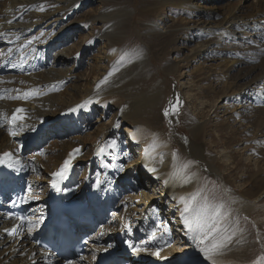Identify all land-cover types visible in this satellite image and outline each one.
Returning a JSON list of instances; mask_svg holds the SVG:
<instances>
[{
  "label": "bare ground",
  "instance_id": "6f19581e",
  "mask_svg": "<svg viewBox=\"0 0 264 264\" xmlns=\"http://www.w3.org/2000/svg\"><path fill=\"white\" fill-rule=\"evenodd\" d=\"M91 1L0 2V33L3 34L0 35V161H3L0 162V190L8 193V187L12 184L25 186L27 214L21 219L12 215L8 207H0V264H11L10 257L18 251L20 260L12 264H121L123 261H128V264H245L244 257L254 249V245L251 230L240 226L243 221L240 215H250L257 204H262L260 208L264 209V177L257 179L253 187L245 184L248 182L245 176L241 179L244 182L243 188L233 184V180L239 178L238 170L248 166L242 165L236 159V151L231 150L230 163L225 167L229 171H221L224 163L214 157L205 141L209 125L207 119L199 121L192 118L189 136L177 138L176 127L181 120L179 112L183 106V96L179 89H173L172 97L165 104L166 109H169L170 104L179 101L178 112L170 111L166 115L168 123L173 127L169 138L167 140L166 136L165 142L157 138V123L160 120L157 112L160 107L162 109L168 90L156 82L149 91H140L141 81L151 73L148 50H141L139 55H135L142 71L140 69L134 74L117 77L118 71L114 67L119 49L112 36L115 32L113 27L121 18L131 22L133 9L130 4L124 0H114L110 4L99 0L98 10L83 25L78 26L83 34L88 35L85 43L79 46L71 42L78 27L66 22V19L75 12H84ZM149 2L154 6L148 10L157 18H160L159 8L165 6L180 8L187 13L208 12L222 17L218 22L219 27H199L196 35L204 33L205 40L194 50L193 58H211V53L216 51L213 40L218 36L243 40L241 33L244 32H239V29L244 28H240L239 23L257 35H264V11L261 13L263 16L260 24H253L235 10L221 14L214 4L207 8L201 0ZM141 5L147 9L149 4L143 0ZM41 8L44 10L41 11ZM166 19L160 18L162 24L168 23ZM9 20L13 22L8 23ZM155 23L153 18L148 28L154 32H151L153 35L157 33L159 36L161 28ZM181 29L185 30L186 27ZM58 43L62 45L60 49L57 48L59 45L55 46ZM96 43L104 49L103 54L92 53ZM236 52L233 51L235 56ZM85 53L95 65L97 72L94 80L97 78V81L90 79L77 91L69 87L62 90L67 76L74 73L76 67L80 68ZM241 54L245 56L246 53ZM231 56L220 59L224 66V69L219 66L221 72L227 73L223 70H233L235 65L243 63L240 61L242 59ZM176 71L177 66L169 70L171 74ZM237 91L231 94V104L223 108L229 114L231 128L241 124L236 128L240 131L235 134L230 129L233 135L229 133L228 141L223 144L227 149L231 143L238 141L239 135L249 134L252 138L258 135L257 139L264 137V74L247 81L245 88ZM76 95H80L83 100L78 101ZM119 95L125 97L127 102L118 107L116 114L122 118L121 121L129 120L130 124L126 123L125 128L118 131L119 122H116L114 130L117 134L121 133L125 148L129 150V164L135 163L142 167L138 170L128 168L124 178V169L120 165L110 168L111 164L108 163L113 139L111 130H107L101 140L98 132L93 136H82V130L86 128L85 117L93 116V104ZM17 108L25 109L22 113L25 119L13 124L11 118ZM146 125L151 130L147 138L144 137L147 133ZM249 129H252L250 133ZM12 132L16 135L13 136ZM219 136L212 141L215 146L220 144L223 135L219 133ZM44 141L49 142L50 146L40 155L33 154L34 159L31 158L33 161L29 162L22 154L24 147ZM89 143L88 163L83 173L85 180L78 184L75 181V174L79 171L78 162L86 158L83 151ZM59 148L63 151L61 154L57 152ZM77 148L80 152L74 155L72 166L65 176L60 178L53 175L61 170L65 160ZM135 149L139 152L136 159ZM5 153H11V158L5 157ZM114 161L117 162V159ZM262 161L264 158L258 159L253 175L260 172L259 164ZM185 163H190L188 173L194 174L191 183H183L178 176L173 178V174ZM94 165L99 170L96 175L92 174ZM153 168L155 172L151 170ZM28 172H37L40 176L36 174V180L33 176L30 179L26 176ZM213 180H222L227 199L212 198L210 190L204 188L206 182ZM53 181H57L56 187H53ZM154 183L159 187L158 192H155L157 188ZM58 193H63L66 200L77 198L86 206L91 220L98 225L97 232H93L91 226H82L83 231L91 235L90 244L85 255L76 260L57 259L40 249L33 239V233L41 229L49 217V205ZM157 194L160 196L156 197ZM191 196L196 197L197 210L185 219L181 215L184 205L180 198ZM0 204L4 206L7 200L0 196ZM219 205H223V208L221 218L217 219L213 212ZM175 214L178 221L173 219ZM213 222L218 224L219 233H213L205 239ZM178 226L186 227V241L179 250L172 246L174 231L177 230L175 227ZM213 236L216 239L231 236V241H225L223 247L205 255L202 249L211 245ZM130 245H143L148 250L133 252ZM158 249L159 255H153Z\"/></svg>",
  "mask_w": 264,
  "mask_h": 264
},
{
  "label": "rangeland",
  "instance_id": "374dc122",
  "mask_svg": "<svg viewBox=\"0 0 264 264\" xmlns=\"http://www.w3.org/2000/svg\"><path fill=\"white\" fill-rule=\"evenodd\" d=\"M3 1L4 0H0L1 3ZM104 1L107 4H110L114 0ZM124 1L127 4H130L133 9V19H131V22H128L125 18H121L120 22L113 27V31L115 32L112 36L116 39L115 45L119 49H117L118 61L114 66L118 71L116 76L120 77V75L124 76L125 74L131 75L140 70L141 64H137L138 60L135 59V55L141 50H148V64L151 73L148 78L141 81L139 89L141 92L149 91V89L154 87L157 82V84L160 83L161 86L163 85V89L168 90L164 105L162 106V109H160L161 107L159 108L161 111L159 112L158 110L157 112L159 113L158 115H160V120L157 123L159 128L158 131H156L159 135L157 138L163 140V142H165L164 140L166 136L167 140L169 138V134L173 127L166 119L165 104L170 99V96L172 97L173 89H179L183 96L182 105L184 107L182 106L181 111L179 112L180 117H182L176 127L177 138H185L189 136L192 118L198 119L199 121L207 119L209 125L207 127L205 141L214 157L224 163V166L221 167V171L223 173L229 171V169L227 170L225 167L230 163V151L235 150L236 159L240 160L242 165H247L248 167L238 170L237 176L239 178L237 180L234 179L235 181L233 180V184L235 183L237 188H243L244 182L241 181V179L245 176L248 181L245 184H248L249 187H253V183L255 184L257 179L264 177V161L259 164L260 172L254 175L252 173L253 170L257 169L258 159L261 160L264 158V137L263 139H257L256 137H258V135L255 136V138H252L249 134H246L247 136L239 135L238 141L231 143L229 149L223 147L224 141L229 139L228 136L230 129H233L232 132L235 134L236 131H240V129L236 130V128L241 126V124H238L235 128H231V122L228 120L229 114H227L228 112H224L223 108L226 105L231 104L230 98L233 91H235L234 93L239 92L237 90L239 88H245L247 81L250 82L251 79L255 77L258 78L264 74V35H257L258 33L251 31L250 28L239 23L240 28H244L243 30L239 29V32H244L241 33L243 35V40L238 39V37L235 39L231 37L228 38L225 35L218 36L213 40L215 43L213 47L216 51L211 53V58H193L192 54L194 53V50L205 40L204 33L200 32L198 36L196 35V32L199 31V27L206 25L219 27L220 25H218V22L222 17H219L218 14H210L208 12L187 13L180 8L165 6L159 8V14L160 18L165 17L166 19L168 17L166 19V22L168 23L162 24L160 18L152 16V13L148 10L149 7L154 6L149 0H147V3L149 4L147 5V9L141 5L143 0ZM201 2L202 5L206 4L208 6L207 8L214 4L215 8L219 10V13L221 14L235 10L238 15L246 18V20H250L249 22H252L253 24L255 22L260 24V18L263 16L261 13L264 11V0H201ZM0 8H2L1 5ZM98 8L99 0H93V2L91 1L87 4L84 12L80 11L78 13H73L70 18L66 19V22L73 23L77 27L81 26L91 14L98 10ZM207 10L210 11V9ZM153 18L156 21L155 24L161 28V34L159 36L157 33L153 35L154 32L150 31L148 28V24L151 23ZM183 27H186V29L182 30L181 28ZM77 29V32H75L71 38V42L74 45L79 44V46H83L88 35L86 33L83 34V30L80 31V27ZM125 30H127V32L122 33ZM55 46H58L57 48L62 47L59 43ZM233 51H237L236 56L233 54ZM100 52H104V49L99 43H96L92 53L100 54ZM242 52L246 53L245 56H242ZM247 54H249L248 56H250V58L253 56L255 58L250 59L247 57ZM231 55H233L234 58L237 57L238 59H242L239 60L243 63L235 65V69L233 70H223L227 71V73L221 72L220 70H222L221 68L224 69V66L221 65L220 59ZM125 66L126 68H124ZM175 66H177V71L171 74L169 70ZM219 66L221 67L220 69ZM95 69V65L92 63L91 58L85 53L82 56L80 68L78 69V67H76L74 73L67 76L62 85V90L63 88L65 89L66 87H69L70 89L73 88L74 91H77L80 90L81 87H84L90 79L91 81H97V78L94 80L95 73L97 72ZM140 71H142V69ZM211 73L212 76H210ZM207 74L209 76H207ZM76 75L79 76V78ZM227 75L228 77H225ZM55 83L58 84V82ZM75 97L78 98V101L83 100V98H80V95H76ZM124 98L125 97L121 95L117 97H107L104 102L93 104V116H91V118L85 117L86 128L82 130V136L88 134L93 136L98 132L99 140L102 139L103 134L107 130H111L113 136L112 142L115 141V146L112 145L110 147L111 157L108 163L111 164L110 168H114L117 164L120 165L119 167L124 169L122 172L123 178L126 176L125 172L128 168L133 167L135 170L142 168L135 163L129 164V161L131 160L130 153L128 152L129 150L125 148V142L120 137L121 133L119 132V134H117L114 130L116 122H119V126H117L118 131H122L125 128L126 123L130 124L129 120H125V122L121 121L122 118H118V115L116 114L118 107L126 104L127 100ZM213 104L215 105L214 107H212ZM237 121L238 120H236V122ZM146 128L145 132L147 133H145V138H147L151 132L150 127L147 126ZM248 131V133H250L252 129H249ZM219 133L223 136L221 137L222 139L219 140L220 144H216L217 146H215V143L212 141L219 136ZM233 133L230 134L233 135ZM49 142L47 143L44 141L38 145L32 143L30 147H24L22 154L29 162H32L34 159L33 154L37 153L40 155L42 151L50 146ZM89 145L90 143L87 144L86 149L83 151L86 158L78 162L79 164L77 167H79V171L78 174L77 172L75 174V181L78 184H81L85 180V175H83V173L86 168L85 166L88 163L87 156L90 151ZM137 146L139 147L138 144ZM136 149L134 150L135 153L137 152ZM61 150L62 149L59 148L57 152L61 154L63 152H61ZM138 153L139 152L135 154V159L137 158ZM61 158H63V155ZM116 159L117 162L114 161ZM96 168L97 165H94L92 168V174L94 175L99 173V170ZM244 170L246 172H244ZM36 174L37 172H28L26 176L30 179L31 176H33L32 178L36 180L34 177L40 176L39 173L37 176ZM154 185L157 188V191L155 192H158L159 187H157V183H154ZM204 188L210 190L212 198L216 197V199L219 200L226 198L224 195L222 180H213L210 183L206 182ZM40 192L41 190L39 193ZM159 196L160 195L158 194L156 195V197ZM260 205L262 204H257L256 209L250 215H240L243 219L240 226L251 230L252 242L254 245V249L247 252L248 254L246 253L244 257L246 260L245 264H255L261 256H264V209H261ZM176 217L177 215L175 214L173 219ZM175 220L178 221L179 218H176ZM178 225H181V223H178ZM176 228L177 230L176 232L174 231L172 246L179 250L182 247V244L186 241V227L178 226L175 227V229ZM20 257V252L18 251L14 256L10 257L9 261L11 264L13 262L15 263L20 260Z\"/></svg>",
  "mask_w": 264,
  "mask_h": 264
},
{
  "label": "snow or ice",
  "instance_id": "6c2138e0",
  "mask_svg": "<svg viewBox=\"0 0 264 264\" xmlns=\"http://www.w3.org/2000/svg\"><path fill=\"white\" fill-rule=\"evenodd\" d=\"M44 9L41 8V11H43ZM12 20H9L8 23H12ZM0 35H3L2 33H0ZM137 55H139V53H137ZM111 75V74H110ZM15 98V97H14ZM25 98H27V96H25ZM178 103L179 101H177L175 104H170V108L169 109H165V115H169L170 111L172 112H178ZM76 109H71V111H75ZM25 112V109L23 108H17L15 110V113L12 116V122L13 124H15L17 121H23L25 119V117L22 115V113ZM13 136L16 135L15 132L11 133ZM112 145L115 146V141L112 142ZM155 147V146H153ZM101 152H103V149H100ZM80 152V149H74L73 153L69 155L68 159L65 160L63 167L61 168V170L59 172L54 173L53 175L63 178L65 176V174L70 170L71 166H72V160L74 158V155L78 154ZM5 157L7 158H11V153H5L4 154ZM3 162V161H0ZM190 167V163H185L183 164L177 172H175L173 174V178L175 177H179L183 183H191L194 174H189L188 173V169ZM153 172L156 171L155 168L151 169ZM169 181H165V183H168ZM57 186V181H53V187ZM97 187H99V182H97ZM181 203L184 205L183 207V211L181 212V215L185 217V219H187V216L189 214H194L197 210V204H196V197L195 196H191L190 198H185V197H181L180 198ZM223 208V205H219L213 212V215L219 219L221 218V209ZM21 219H24L23 217ZM213 233H219V226L217 223L213 222L209 228L208 231L205 235V239L208 238L209 235H212ZM234 235V233H233ZM153 236H155V234H153ZM225 241H231V236H227V237H222L221 239H216L215 236H213V241L211 243V245L209 247H205L202 249V251L205 253V255H208L210 252H212L213 250H216L218 248H221L224 246V242ZM132 247V251L133 252H144L147 251L148 249L146 247H144L143 245H136V246H131ZM153 255H159V249L155 252L152 253ZM256 264H264V256H261L257 261Z\"/></svg>",
  "mask_w": 264,
  "mask_h": 264
}]
</instances>
